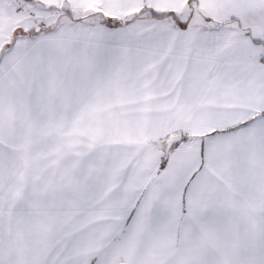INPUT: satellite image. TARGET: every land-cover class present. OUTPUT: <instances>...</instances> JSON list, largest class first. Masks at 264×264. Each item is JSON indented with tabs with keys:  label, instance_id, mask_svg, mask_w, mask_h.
I'll return each instance as SVG.
<instances>
[{
	"label": "crops",
	"instance_id": "obj_1",
	"mask_svg": "<svg viewBox=\"0 0 264 264\" xmlns=\"http://www.w3.org/2000/svg\"><path fill=\"white\" fill-rule=\"evenodd\" d=\"M125 1L194 22L14 40L0 0V264H264V43L223 47L217 0Z\"/></svg>",
	"mask_w": 264,
	"mask_h": 264
},
{
	"label": "rangeland",
	"instance_id": "obj_2",
	"mask_svg": "<svg viewBox=\"0 0 264 264\" xmlns=\"http://www.w3.org/2000/svg\"><path fill=\"white\" fill-rule=\"evenodd\" d=\"M16 1L18 3L12 0L14 5L16 3L18 7H20L22 4L21 8L27 10L26 15H31L28 18H32L33 21L29 19L28 22H25L24 24L20 22L21 26L23 24L22 28L15 27V22H18L13 21L10 27L6 28V32H10L12 30L13 33L11 31L10 37L12 39L13 36L14 40L17 39V37H21L23 34L27 35L28 32H33L38 36H56L63 35L64 33L69 35H85L90 34V32L93 34L96 30L108 29L112 31V34H122V31H127L129 28L132 33H135V29L129 27V25L131 20H133L136 15H138V13L134 14L133 12H130L131 2L129 1L123 0L119 3H109L105 0H67L58 2L56 6H53L52 4H40L39 1L36 0ZM62 3L67 5L64 6ZM86 4H93L92 6L96 7H92L90 5L87 8H83L82 5ZM191 8L194 9V6L192 5ZM86 9L88 10L85 11ZM33 11H38V14H33ZM116 11L122 12L123 15L117 16L113 14L117 13ZM190 14L192 13L189 12L187 8L186 10L184 9L182 11L180 10L171 13L168 16L155 17V24L151 25L154 31L146 32L147 29L142 30L138 28L135 35L145 36L161 33L159 30L164 29V25L166 24H183L182 27L185 29L188 27V25L194 22H190ZM201 14L202 17L207 18L208 20L206 21V27L212 29L213 32L219 38H221L219 41L220 44H226L223 47H230L233 44L241 45L240 47L237 46L235 50L231 51L232 54H237L238 56L240 48H242V51L245 54L251 52V43L255 39H260L264 43L263 0H217L213 2L209 8L201 10ZM204 18H195V21L198 24L199 20H201V23ZM111 19H116L119 21H112ZM39 20L40 22H38ZM32 22H36V24H38L37 28H35L34 25L32 26ZM178 28L180 30L182 29L181 27ZM192 32H194V30ZM124 35L129 34L125 33ZM192 36L194 35L192 34ZM230 38L233 40L230 41ZM13 45L10 44L11 47L8 48H6L7 45H5L3 48L7 54H9V56L14 52L12 51ZM5 63L6 61L2 62V64ZM164 143L165 140L162 141V145L160 147L163 148L165 155Z\"/></svg>",
	"mask_w": 264,
	"mask_h": 264
},
{
	"label": "water",
	"instance_id": "obj_3",
	"mask_svg": "<svg viewBox=\"0 0 264 264\" xmlns=\"http://www.w3.org/2000/svg\"><path fill=\"white\" fill-rule=\"evenodd\" d=\"M182 141V134L181 133H176L173 134L171 136H169L166 140H165V153L170 152V150L177 145L178 143H180Z\"/></svg>",
	"mask_w": 264,
	"mask_h": 264
},
{
	"label": "trees",
	"instance_id": "obj_4",
	"mask_svg": "<svg viewBox=\"0 0 264 264\" xmlns=\"http://www.w3.org/2000/svg\"><path fill=\"white\" fill-rule=\"evenodd\" d=\"M145 12H148V11H145V10H141L139 11L138 15H136V17H143L145 19H148L149 17L150 18H155V17H162V16H165V15H161V14H157V13H154L152 11H149L148 13H145ZM135 17V18H136ZM33 29V28H32ZM35 31V30H34ZM32 34H34L33 32H30ZM35 35V34H34ZM11 47V46H10ZM6 52V51H5ZM9 55V54H7ZM166 154V153H165ZM165 165V155H163V158H162V161L160 163V167L159 169L161 170Z\"/></svg>",
	"mask_w": 264,
	"mask_h": 264
}]
</instances>
